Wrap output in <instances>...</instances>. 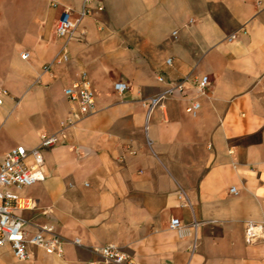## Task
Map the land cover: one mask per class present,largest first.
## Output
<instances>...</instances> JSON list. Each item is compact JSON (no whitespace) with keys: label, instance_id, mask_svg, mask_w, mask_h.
Masks as SVG:
<instances>
[{"label":"crops","instance_id":"crops-1","mask_svg":"<svg viewBox=\"0 0 264 264\" xmlns=\"http://www.w3.org/2000/svg\"><path fill=\"white\" fill-rule=\"evenodd\" d=\"M102 1L58 62L59 17L84 0H0V168L11 147L58 133L44 149L47 176L10 188L37 200L15 209L29 235L50 222L66 238L63 255L29 244L31 259L6 243L0 264H90L104 243L138 264H264V241L245 238L249 219L264 220V0ZM82 70L96 109L66 125L65 88ZM206 73L205 93L190 86L152 109L144 102L169 77Z\"/></svg>","mask_w":264,"mask_h":264},{"label":"built area","instance_id":"built-area-1","mask_svg":"<svg viewBox=\"0 0 264 264\" xmlns=\"http://www.w3.org/2000/svg\"><path fill=\"white\" fill-rule=\"evenodd\" d=\"M95 0H84L79 14L73 16L69 9L59 17L57 24V34L64 37L54 61H65L70 58L69 39L74 33V29L79 20L86 14L91 13V5ZM99 7H103V1L97 0ZM176 33V31H174ZM23 57H28L30 51H23ZM167 62L173 63V57H168ZM52 61L45 63L44 68L49 69ZM159 80H166L164 75H158ZM211 83L208 73L202 76L187 74L182 77L167 79L165 89L149 96L144 100L149 109L157 105H162L168 96L184 94L188 87L193 86L197 93H205ZM129 87V83L119 79L115 81V88L123 92ZM5 88L0 89V94L5 93ZM65 93L71 102L66 125L73 124L96 109V98L90 77L86 70H82L80 76L65 88ZM3 97L0 96V103ZM201 106L200 100L194 98L187 106V110L196 115ZM59 135L56 132L49 133L43 131L40 134V141L32 148L24 144L11 147L4 156L0 168V246L9 243L14 255L19 259H31L33 251L29 244L33 243L43 247L47 253L63 255L65 252L66 238L57 230L56 225L50 222L39 225L33 235H29L25 228L27 220L15 212L16 208L34 207L37 200L31 197H24L12 190L11 186L22 187L30 185L47 176L44 149L56 145ZM232 191L236 190L235 185ZM179 217H172L170 226L180 228ZM245 238L248 243L264 241V220L249 219L246 222ZM76 243L80 238L74 239ZM93 250L99 255L98 259L90 261V264H100L101 261L116 262L120 264H138L134 261L133 255L122 249L116 243H104L94 245Z\"/></svg>","mask_w":264,"mask_h":264},{"label":"rangeland","instance_id":"rangeland-1","mask_svg":"<svg viewBox=\"0 0 264 264\" xmlns=\"http://www.w3.org/2000/svg\"><path fill=\"white\" fill-rule=\"evenodd\" d=\"M9 141H11V139H7V141H6V142H9Z\"/></svg>","mask_w":264,"mask_h":264}]
</instances>
